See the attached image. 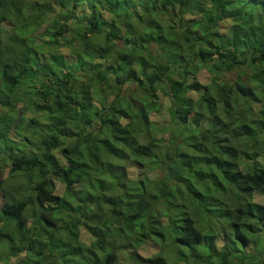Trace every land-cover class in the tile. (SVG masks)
Returning <instances> with one entry per match:
<instances>
[{
    "label": "trees",
    "instance_id": "1",
    "mask_svg": "<svg viewBox=\"0 0 264 264\" xmlns=\"http://www.w3.org/2000/svg\"><path fill=\"white\" fill-rule=\"evenodd\" d=\"M4 164L2 264H264V0H0Z\"/></svg>",
    "mask_w": 264,
    "mask_h": 264
},
{
    "label": "rangeland",
    "instance_id": "2",
    "mask_svg": "<svg viewBox=\"0 0 264 264\" xmlns=\"http://www.w3.org/2000/svg\"><path fill=\"white\" fill-rule=\"evenodd\" d=\"M80 10V9H79ZM143 19H144V22L146 21V17L143 16ZM153 22L155 23H158L157 21V18H153L152 19ZM143 22V23H144ZM169 20H164L162 24H160L163 28H165L166 30L170 27L169 23ZM226 24H228V22H226ZM140 25V24H139ZM145 25L147 24H143L142 26L144 27ZM154 26V25H153ZM155 27V26H154ZM146 33H150V31L148 30H144ZM42 32V31H40ZM151 34V33H150ZM66 36H69V34H65ZM152 35V34H151ZM38 38L39 39H42L43 37L41 36V33L38 34ZM40 42V40H39ZM119 45H123L121 41L118 42ZM61 51L64 53V54H69V50L68 48H65V47H61ZM213 73H211L210 69H208L207 67H200L198 69V72L196 73V78L198 79V81L202 84H206L210 81L209 78H211ZM179 76L180 78V74H176V77ZM230 80H235V76L232 77ZM159 94V97H160V107L158 108V110H153L151 111L150 113V119L152 121L155 122V128L158 129L157 131V135L158 137H164L166 140L170 137V135L173 133V128H171V123H170V119H169V113H168V110H167V107H168V97L163 95V93L158 92ZM231 99H230V103H231V106L232 108H229L227 109V116L228 117H225L224 116V120L225 118L227 119V121H229L230 123V126L231 128H234L236 126V123H235V119H236V112L237 110H241V105H238V103H236L237 99H238V94L237 93H232L231 95ZM233 96H235V99L233 100ZM236 100V101H235ZM23 108H24V103H18L16 108H15V116H14V120L13 122L10 124V137L12 139H14L16 136H15V133H16V130L13 132L14 128H15V123L17 122L18 118L20 117V115L22 114H25L26 112L24 111L23 112ZM174 127V126H172ZM20 138V137H19ZM184 149V148H183ZM260 152V151H258ZM128 170H132V168L130 167H127ZM2 170V174L6 177L7 174H8V169H9V166L8 165H2L1 168ZM149 170V169H148ZM14 179H18V178H14ZM8 190V188H7ZM54 191H56L57 193H62L63 192V188H62V185L61 184H57ZM2 199V195H0V201ZM255 199L256 201L260 202V203H263L264 204V196L262 195H258L256 194L255 195ZM84 234V231L82 230V235ZM89 242L88 240H86V243ZM260 243H263V241L261 240ZM159 249L155 246H152V245H145V246H140L138 247V250H137V253L144 257V258H148V257H151L153 255H157L161 252H158ZM126 252H119V256L121 258V264H129V263H126L122 257L124 256ZM163 254H165V252H163ZM23 257V254H20L19 256H10V258L6 261V263L8 264H12L14 262H16L17 260H20L21 258ZM6 258H4V256H0V264H2L3 262H5ZM132 264H135L132 262Z\"/></svg>",
    "mask_w": 264,
    "mask_h": 264
}]
</instances>
